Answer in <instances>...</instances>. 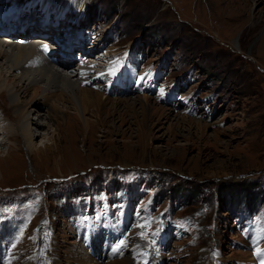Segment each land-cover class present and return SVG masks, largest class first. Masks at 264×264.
Wrapping results in <instances>:
<instances>
[{"label":"rangeland","instance_id":"obj_1","mask_svg":"<svg viewBox=\"0 0 264 264\" xmlns=\"http://www.w3.org/2000/svg\"><path fill=\"white\" fill-rule=\"evenodd\" d=\"M0 25L73 35L71 69L120 60L83 84L105 100L85 126L0 58L19 90L0 93V264H261L264 0H0Z\"/></svg>","mask_w":264,"mask_h":264},{"label":"bare ground","instance_id":"obj_2","mask_svg":"<svg viewBox=\"0 0 264 264\" xmlns=\"http://www.w3.org/2000/svg\"><path fill=\"white\" fill-rule=\"evenodd\" d=\"M15 22H17V20ZM38 24L39 23L36 22L33 23L34 29L37 28ZM7 25L8 24H4V26ZM43 27H45V25ZM8 29H12V30H8ZM2 30L6 32L9 31L8 33L9 38L3 40L0 39V58L3 59L2 61L3 63L4 62L7 63V67H8L7 70H13V72L15 71L20 72L19 75L17 76L14 75L13 77L16 76L18 82L20 83V86L25 88L26 91H28V89L30 90L34 89L33 90L34 93L32 94V96L35 98V100L38 103L44 104L49 107L50 103H52L53 97L56 98V100L58 101L60 99L62 100L63 97H66L67 100L73 101L76 104L75 108L78 113L76 112L75 113L79 119L80 118L82 119L84 125L86 123V118H84V114L87 110L90 109V106L96 105L101 107L102 105L105 104L104 102L105 100L103 99V97L99 96L98 93L97 94L94 93L93 88H89L90 86L86 88L83 87V84L85 83L89 84L92 78L93 79L97 78L100 74L104 73L105 67L103 66L113 67V65L119 63L120 60L117 61L110 59V63L107 62V64L104 65L105 62L102 63L101 60L94 61L92 59H89L90 62L87 63L86 59H88V55L93 54V51L95 50V47H93L92 50L84 49L83 52H87V53H83L81 58L83 60H79L77 64L78 66L71 69L72 67L71 64L73 63V61L69 60L72 58L70 54L71 51L69 50L68 53V50L66 49L68 48V46L64 45L63 43L64 42L70 43V37H72L73 35L63 34L62 37L65 40L64 42H61L62 43L61 45H59L58 44L59 41L60 40L62 41V38L60 37L59 34L56 36V38L51 37L48 39V38H44L43 36H38L37 38L30 39L31 40L30 42H26L27 39L25 40L19 39V41L14 39V36L16 37L22 36L21 34H23V32H20V30L13 31V28H9V27L6 28L3 27ZM53 39H55V42L52 41ZM44 44L47 45L50 44L51 48H47V51H45L44 48L42 47ZM88 47L89 46H86L85 48ZM56 53L57 54L59 53L61 55L65 53L63 54L64 56L63 58H61V61H59V59L55 57L57 56ZM107 56L108 57L103 59L102 61L104 60L108 61L109 60L108 53ZM52 61H55L54 64L52 63ZM52 66H54L55 68H53ZM1 68H3V66L0 67V93L7 92V94L12 99H18L19 97L18 88H16L15 85H12L9 82L11 81V78L6 77L5 79L3 77L6 75L5 69H1ZM92 82H95V80ZM123 101H125V103L128 102L127 100H123ZM118 102L122 103V100ZM130 104L131 103L129 102L127 103L128 107L130 106ZM72 109L74 110L73 106ZM50 110H54L55 112H60L58 111L59 109L54 104H51V107H49V113ZM25 114H26V118L24 121L22 135L28 150L33 151L35 146L34 137L39 133V131L37 132L31 126L33 121L31 120L32 118L30 119L29 117L30 111L27 110ZM49 116H51V114ZM34 124L36 126H40L42 123L35 121ZM5 131H0V133L1 132L4 133ZM9 157H12V154H9L8 158ZM80 254L81 257L77 258L78 264H97L94 261L93 256L90 257L91 255H89L88 252L86 254L81 252ZM33 259L34 257L28 258V264H33L34 262ZM109 264H126V259H122L119 261H112Z\"/></svg>","mask_w":264,"mask_h":264},{"label":"snow or ice","instance_id":"obj_3","mask_svg":"<svg viewBox=\"0 0 264 264\" xmlns=\"http://www.w3.org/2000/svg\"><path fill=\"white\" fill-rule=\"evenodd\" d=\"M42 47L45 51H47V45H43ZM121 244H123V241H121ZM261 264H264V260L261 261Z\"/></svg>","mask_w":264,"mask_h":264}]
</instances>
